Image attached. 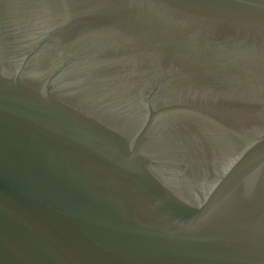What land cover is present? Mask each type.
<instances>
[{
    "label": "water",
    "instance_id": "water-1",
    "mask_svg": "<svg viewBox=\"0 0 264 264\" xmlns=\"http://www.w3.org/2000/svg\"><path fill=\"white\" fill-rule=\"evenodd\" d=\"M0 264H264V0H0Z\"/></svg>",
    "mask_w": 264,
    "mask_h": 264
}]
</instances>
